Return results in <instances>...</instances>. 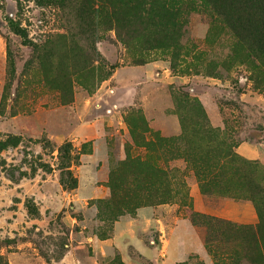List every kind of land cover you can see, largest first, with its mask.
Wrapping results in <instances>:
<instances>
[{"label":"rangeland","instance_id":"rangeland-1","mask_svg":"<svg viewBox=\"0 0 264 264\" xmlns=\"http://www.w3.org/2000/svg\"><path fill=\"white\" fill-rule=\"evenodd\" d=\"M179 2L173 28L178 49L171 62L167 54L146 49L163 41L168 27L159 32L147 24L142 34L147 44L134 41L127 48L115 30L102 33L81 0H0V136L22 138L18 148L0 154L8 171L0 167V241L6 243L0 252L8 264H153L132 249L125 263L117 249L102 244L124 230L117 221L137 219L142 209L113 221L101 204L110 200V174L127 151L146 156L130 134L128 122L136 116L161 138L173 140V150L158 154L161 165L173 170L170 204L196 231L206 228L205 241L214 219L264 224V150L263 162L237 153L241 145L264 148V0ZM90 49L101 58L104 79L94 89L84 88L77 74ZM141 66L150 67L148 75L120 74L117 83L112 80L121 69ZM54 71L71 86L68 104L48 85ZM164 116L176 119L179 136L164 137L155 128ZM65 143L74 155V189L58 169L57 149ZM224 155L234 159L216 175L218 185L202 187L205 181L191 163L214 166ZM37 161L51 171L39 169L31 176L29 167ZM20 167L29 176L11 181L8 175L17 178ZM101 185L109 196L89 198ZM195 191L205 199L206 214L194 212ZM141 238L157 241L153 234ZM184 264L205 263L191 255Z\"/></svg>","mask_w":264,"mask_h":264},{"label":"trees","instance_id":"trees-1","mask_svg":"<svg viewBox=\"0 0 264 264\" xmlns=\"http://www.w3.org/2000/svg\"><path fill=\"white\" fill-rule=\"evenodd\" d=\"M179 5V0H81V8L84 12L86 11L88 17L98 20L100 29L103 30L102 33L115 30L120 42L127 48H130L134 41L139 44L145 41L142 34L147 24H153L159 32L168 27L169 33L163 41L157 39L154 45H148L145 42L148 46L146 49H151L147 50V53L156 50L167 54L170 56L171 62L176 56L173 49H178L176 34L173 40V28L177 26L174 19L178 16L177 10L179 9L177 7ZM130 19L134 20L133 24L129 21ZM100 62L101 58L95 54L93 49H90L86 54L82 69L77 73L81 75L79 80L84 88L94 89L97 83L104 80L101 78L102 67ZM51 70L54 68L48 69V71ZM51 74L54 79L48 85L59 92L62 104L70 103L68 95L71 92V86L67 84V77L57 76L56 71L51 72ZM43 77L46 79V76ZM135 119L143 127L142 134L138 132L140 127L136 125ZM128 126L135 148L145 150L146 156L143 159L139 156L132 157L127 151L126 159L111 172L108 182L111 197L110 200L101 202V204L104 214H107L113 221L123 215H132L140 208L170 204L173 201V170L169 169L166 163L162 166V162L158 159L159 153L162 157V154L173 150V140L158 136L157 133L145 126V121L140 116H136L133 121L128 122ZM21 143V137L7 135L1 138L0 136V154L8 149L18 148ZM40 143L42 141H36L35 144ZM82 150L84 151V146ZM57 152L59 162L61 161L58 169L63 176L68 177L71 184L69 186L74 189L75 184L73 181L71 182L72 173L70 171V168L75 164L71 145L65 143L57 149ZM76 152L79 153L80 151ZM90 152L91 150L87 151V154ZM229 158L234 159L231 155H224L218 161L219 163L214 166L191 163L199 180L205 181L202 183V187H208L206 185L212 184H214L213 186L218 185H215V182L218 181L216 175L226 167V160ZM33 165L29 167L31 176H34L39 169L44 172L51 171L50 165L41 164L38 161L34 162ZM244 165L255 167L257 164L246 163ZM5 166V163L0 165L3 171L7 173ZM17 172L19 173L17 178L14 175H8L11 181L16 182L29 176V173L22 170L21 167ZM238 172L239 170H236V173ZM63 182L66 183L64 180ZM251 201L254 202L253 199ZM26 207L29 215H37V211L33 207L29 205ZM258 215L262 221L263 217L259 211ZM217 242L220 245H225L227 249L221 250L220 245L218 247L215 245ZM5 244V242L1 243L0 241V251L5 247ZM205 247L214 264H264V224L261 222V224L251 227L214 219L213 226L207 233ZM0 264H8L1 252Z\"/></svg>","mask_w":264,"mask_h":264},{"label":"crops","instance_id":"crops-1","mask_svg":"<svg viewBox=\"0 0 264 264\" xmlns=\"http://www.w3.org/2000/svg\"><path fill=\"white\" fill-rule=\"evenodd\" d=\"M149 70L148 66L121 69L113 75L112 80L117 83L120 74L128 76V74L144 73L145 76L148 75ZM163 74L164 72L159 73L161 77ZM215 127L219 125L215 124ZM155 128L164 137H176L181 134V127L172 116H164ZM125 137L128 138L126 134ZM127 140L130 141L129 138ZM263 150L262 147L241 145L237 148V153L247 160L263 162L261 154ZM88 195L89 198L103 199L109 196V192L101 185L93 187ZM191 196L194 212L206 214L207 206L204 197L198 191L192 193ZM149 210H151V217L147 214ZM175 210L173 204L159 205L152 209L142 208L137 219L121 218L119 222L117 221V228L123 227L124 230L118 231L113 239L102 242V244L117 249L125 263H128L130 259L128 251L132 249L153 264H184L188 262L191 255H198L205 264H213L211 257L205 251L206 228L196 231L189 221L180 218ZM144 234H153L157 241L151 240L145 243L141 238ZM161 256L163 260L159 262Z\"/></svg>","mask_w":264,"mask_h":264}]
</instances>
